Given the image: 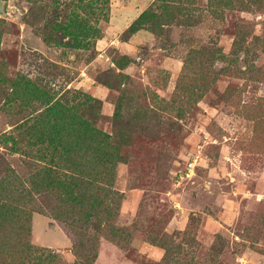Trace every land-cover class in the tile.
<instances>
[{
  "label": "rangeland",
  "instance_id": "1",
  "mask_svg": "<svg viewBox=\"0 0 264 264\" xmlns=\"http://www.w3.org/2000/svg\"><path fill=\"white\" fill-rule=\"evenodd\" d=\"M0 264H264V0H0Z\"/></svg>",
  "mask_w": 264,
  "mask_h": 264
}]
</instances>
